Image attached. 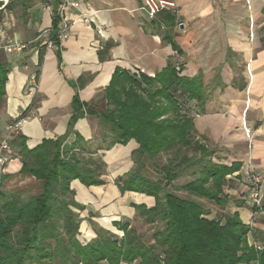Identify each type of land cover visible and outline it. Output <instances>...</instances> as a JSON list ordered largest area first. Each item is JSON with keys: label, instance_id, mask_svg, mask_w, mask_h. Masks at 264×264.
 <instances>
[{"label": "crops", "instance_id": "0c3cea01", "mask_svg": "<svg viewBox=\"0 0 264 264\" xmlns=\"http://www.w3.org/2000/svg\"><path fill=\"white\" fill-rule=\"evenodd\" d=\"M77 1L79 7L67 11L69 30L59 60L56 47H40L42 37L49 35L43 31L52 25L54 1L33 0L25 10L20 4L8 10L7 0H0V63L6 66L0 138L16 120H20L16 134L24 135L30 148L43 138L64 136L62 148L67 151L73 147L75 132L80 135L85 153L95 151L91 154L106 164V183L70 182L74 199L84 205L80 241L96 235L89 218L115 232L112 221L134 219L132 204H154V198L143 193L121 194L114 183L132 167V151L138 145L131 139L106 148L104 127L91 113L77 118L68 132L73 97L77 91L88 107L99 109L114 69L152 76L172 63L182 69L181 75L199 76L205 87L202 108L194 99L187 105L197 131L217 148L214 160L241 163L228 176L225 191L231 196L230 211L237 210L248 223L249 200L242 198L249 193L251 180L245 171L257 173L264 183V0H173V10L154 17L141 9L142 0ZM166 11L173 15L172 24L164 21ZM8 43L22 47L8 52ZM31 76L37 84L34 95L25 92ZM98 138L101 145L95 147ZM20 167L19 158L11 157L0 177L20 174ZM112 170L117 172L110 177ZM250 238L255 241L253 234Z\"/></svg>", "mask_w": 264, "mask_h": 264}, {"label": "trees", "instance_id": "16d2710c", "mask_svg": "<svg viewBox=\"0 0 264 264\" xmlns=\"http://www.w3.org/2000/svg\"><path fill=\"white\" fill-rule=\"evenodd\" d=\"M32 1L7 0L4 8L11 10L20 4L25 10ZM53 1L52 39L61 2ZM163 18L172 24V14L166 11ZM56 52L61 60L58 41ZM41 57L40 51L38 63ZM181 70L168 63L150 76L116 68L103 88L104 104L99 109L88 107L77 91L72 101L68 132L77 118L91 113L109 126L106 148L131 139L137 143L132 167L114 183L121 194L131 191L154 198L151 207L132 204L135 215L151 226V233L131 227L129 220H114L115 232L94 228V238L80 241L77 235L84 205L74 199L70 182L104 184L106 164L93 157L95 151L85 153L76 132L73 147L67 151L62 148L64 136L43 138L30 148L26 137L17 133L9 144L13 157L21 162L18 173L41 181V190L23 197L18 189L5 190L0 185V264H264V236L260 249L250 244L248 235L255 228L245 223L237 210L228 208L231 196L225 185L241 163L227 165L214 160L217 148L197 131L187 105L194 99L202 108L205 87L199 76L187 77ZM5 80L6 66L0 63V103ZM160 158L162 163L157 162ZM148 165L156 177L143 173ZM186 173L192 178L175 183ZM9 176L4 173L0 180ZM202 200L213 202L222 213L209 217ZM252 210L264 213V190L261 205Z\"/></svg>", "mask_w": 264, "mask_h": 264}, {"label": "built area", "instance_id": "2783aa9c", "mask_svg": "<svg viewBox=\"0 0 264 264\" xmlns=\"http://www.w3.org/2000/svg\"><path fill=\"white\" fill-rule=\"evenodd\" d=\"M79 2L77 0H61L58 16L59 22L55 31V37L52 39L47 35L41 39L40 45H45L47 47H56V41H58V47L61 48V42L68 35L69 30V18L67 16V11L70 8H78ZM176 7L173 0H142L141 9L149 17H154L157 13L164 10H173ZM81 18L83 21H87V17L82 14ZM50 29H45L44 33H49ZM13 46V47H12ZM22 45L16 43V45L5 46L6 51H11L12 49H20ZM36 81L34 76H31L26 83L25 92L29 95H34L36 92ZM20 120H16L7 125L2 137L0 138V173L4 165L13 157V149L10 147L9 140L19 129ZM249 175L250 184V201L253 206H260L262 203V194L264 188H262V177L255 173H247ZM256 248L260 249L261 246L254 244Z\"/></svg>", "mask_w": 264, "mask_h": 264}, {"label": "rangeland", "instance_id": "374dc122", "mask_svg": "<svg viewBox=\"0 0 264 264\" xmlns=\"http://www.w3.org/2000/svg\"><path fill=\"white\" fill-rule=\"evenodd\" d=\"M40 42H41V40H40ZM10 44L16 45V43H8L7 45H10ZM18 44H20V43H18ZM13 50H15V49H12L11 51H13ZM8 52H10V51H8ZM34 78H35V76H34ZM99 97L100 96H98V98ZM102 126L104 127V128L102 127L104 132L108 133V135H110L109 126H105V125H102ZM109 140H110V138H106L104 144L108 143ZM93 145L95 147H96V145H98V146L101 145V139L98 138L97 141L94 142ZM97 156L98 155H93V157H97ZM157 162L162 163L163 159L160 158L157 160ZM116 172L117 171H115V170L110 171V177H113V175H115ZM143 173L149 177H152V178L156 177L153 173V168L151 167V165H148L146 168H144ZM245 173L251 174V173H255V172L247 170V171H245ZM255 174H257V173H255ZM190 178H192V176L189 173H186L183 176H181L178 180H176L175 183H177V184L178 183H184V182L188 181ZM0 181H1L0 185H1V187L3 186V189H5V190L18 189L21 192V196H23V197H26V196L31 195V194H37L41 190V181L36 180L33 177L28 176V175H24V174H16V175H13L11 177H7L4 180L1 179ZM263 185H264V183L262 181V185H261L262 188L264 187ZM176 193L180 196L185 195L184 193L179 192V191H177ZM245 199H246V201H247V199L249 200L248 206L250 208V212H249L248 223L249 224L256 223V227L253 226L255 228V231L253 233V238L255 241L252 242V239L250 238L249 242H250V244L255 243V244L261 245V241H262V238L264 236V222H263L264 213L262 211H260V213H259V211H253L252 210L253 205L251 204V201H250V190H249V193L246 194L242 198V200H245ZM202 201H204L205 207L210 211L209 217H215L216 218L220 215V213H222V211L220 209H218L213 202H210L207 200H202ZM228 208H229V206H228ZM255 212H256V214H255ZM127 220H129L131 227H135L137 229H140V230H142V232L150 234L152 231V229L150 228L151 226L148 224H145L136 215H135L134 219H127ZM91 221L93 224L90 223V225L93 229L100 227V223L96 222L95 220H91ZM80 225H81V223H80ZM249 235H251V233ZM77 237L81 240L80 234H78Z\"/></svg>", "mask_w": 264, "mask_h": 264}, {"label": "water", "instance_id": "95a60500", "mask_svg": "<svg viewBox=\"0 0 264 264\" xmlns=\"http://www.w3.org/2000/svg\"><path fill=\"white\" fill-rule=\"evenodd\" d=\"M181 26V25H180Z\"/></svg>", "mask_w": 264, "mask_h": 264}]
</instances>
